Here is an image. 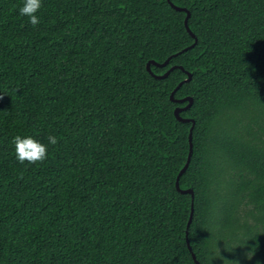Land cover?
<instances>
[{
    "label": "trees",
    "instance_id": "1",
    "mask_svg": "<svg viewBox=\"0 0 264 264\" xmlns=\"http://www.w3.org/2000/svg\"><path fill=\"white\" fill-rule=\"evenodd\" d=\"M22 2L0 0V264H264V0H171L193 46L168 0H42L35 26ZM25 134L57 137L46 160L15 158Z\"/></svg>",
    "mask_w": 264,
    "mask_h": 264
},
{
    "label": "clouds",
    "instance_id": "2",
    "mask_svg": "<svg viewBox=\"0 0 264 264\" xmlns=\"http://www.w3.org/2000/svg\"><path fill=\"white\" fill-rule=\"evenodd\" d=\"M42 0H23L18 7L21 17H26L28 22L35 26L40 23L39 11ZM57 143V137L49 135L46 142L35 138L33 135H16L12 138L15 158L21 163L41 162L47 159L49 146Z\"/></svg>",
    "mask_w": 264,
    "mask_h": 264
},
{
    "label": "water",
    "instance_id": "3",
    "mask_svg": "<svg viewBox=\"0 0 264 264\" xmlns=\"http://www.w3.org/2000/svg\"><path fill=\"white\" fill-rule=\"evenodd\" d=\"M168 1L170 2V4H171L174 8H176V9H178V10H183V11H186V12H187V16H186V18H185V25H186V28H187V30L189 31V33L195 38V42L191 45V46H193V45L197 42V38H196L195 34L190 30L189 25H188V18H189V16H190V12L188 11V9H186V8H184V7H179V6L175 5L173 2H171V0H168ZM179 53H180V52H179ZM167 61H168V60H166L164 63L159 64V65H165V64L167 63ZM151 63H155V61L152 60V61H150V62L147 63V69H148L150 72H151V69H150V65H151ZM155 64H156V63H155ZM174 67H179V68H181V69H184V67H183V66H180V65H176V66H174ZM174 67H171L170 70L173 69ZM170 70H168V71H167L165 74H163V75H159V76H158V75H155V76L158 77V78L165 77L166 75H168V73H169ZM187 74H188V78L185 79L184 81L180 82V84L178 85V87H179L183 82L190 80L192 74H191L190 72H188V71H187ZM175 90H176V89H175ZM175 90H174V92H175ZM174 92H172V94H171V98H172V100H176V101H179V102H180V101L188 100V105H186V106L183 107V108L177 107V108L175 109V115H176L177 119H178V120H181V121H183V122L191 121V122L193 123V125H194V124H195V120H194V119H192V118H184V117L181 116V111H182L183 109H187V108H189V107L192 105L193 99H192L191 97H186V98H183V99H175V98H174ZM192 128H193V126L191 127V129H190V133H189L190 151H189V155H188V160H187L185 166H184V167L182 168V170L180 171L179 175L177 176L176 187H177V189H178L180 192H183V193H190V194L192 195V197H193V196H194V191H193V189H192V188L182 189V188L180 187V183H179L180 176H181V175L185 172V170L187 169V167H188V165H189V162H190V159H191V156H192V150H193V147H192ZM192 218H193V205H192V213H191V216H190V219H189V222H188V227H189V225H190V223H191V221H192ZM187 242H188V245H189L190 250H192V247L190 246V241H189V239H187ZM192 255H193V258L195 259V262H196L197 264H201V263L196 259V256H195V254H194L193 252H192Z\"/></svg>",
    "mask_w": 264,
    "mask_h": 264
}]
</instances>
